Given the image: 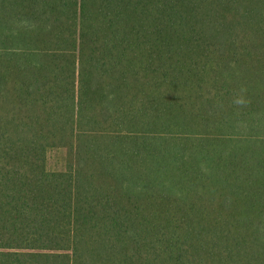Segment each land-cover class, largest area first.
Here are the masks:
<instances>
[{
	"label": "trees",
	"instance_id": "16d2710c",
	"mask_svg": "<svg viewBox=\"0 0 264 264\" xmlns=\"http://www.w3.org/2000/svg\"><path fill=\"white\" fill-rule=\"evenodd\" d=\"M0 264H264V0H0Z\"/></svg>",
	"mask_w": 264,
	"mask_h": 264
},
{
	"label": "rangeland",
	"instance_id": "374dc122",
	"mask_svg": "<svg viewBox=\"0 0 264 264\" xmlns=\"http://www.w3.org/2000/svg\"><path fill=\"white\" fill-rule=\"evenodd\" d=\"M48 166L50 169H60L61 165V156L52 154L49 156Z\"/></svg>",
	"mask_w": 264,
	"mask_h": 264
}]
</instances>
